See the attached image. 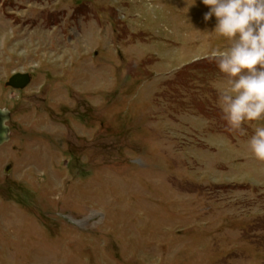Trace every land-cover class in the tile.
<instances>
[{
  "label": "rangeland",
  "instance_id": "obj_1",
  "mask_svg": "<svg viewBox=\"0 0 264 264\" xmlns=\"http://www.w3.org/2000/svg\"><path fill=\"white\" fill-rule=\"evenodd\" d=\"M209 10L0 0V264H264V120L224 119Z\"/></svg>",
  "mask_w": 264,
  "mask_h": 264
},
{
  "label": "clouds",
  "instance_id": "obj_2",
  "mask_svg": "<svg viewBox=\"0 0 264 264\" xmlns=\"http://www.w3.org/2000/svg\"><path fill=\"white\" fill-rule=\"evenodd\" d=\"M217 23L214 32L227 40L206 57L226 78L218 85L219 106L232 130L264 120V0H202ZM257 160L264 161V125L257 123L248 141Z\"/></svg>",
  "mask_w": 264,
  "mask_h": 264
},
{
  "label": "water",
  "instance_id": "obj_3",
  "mask_svg": "<svg viewBox=\"0 0 264 264\" xmlns=\"http://www.w3.org/2000/svg\"><path fill=\"white\" fill-rule=\"evenodd\" d=\"M31 79L30 73L17 72L10 77L7 84L15 88H25ZM10 117L11 112L8 108H0V145L10 138V127L6 124ZM9 170L10 166L5 171L8 172Z\"/></svg>",
  "mask_w": 264,
  "mask_h": 264
}]
</instances>
